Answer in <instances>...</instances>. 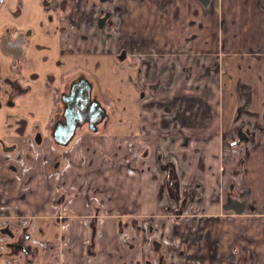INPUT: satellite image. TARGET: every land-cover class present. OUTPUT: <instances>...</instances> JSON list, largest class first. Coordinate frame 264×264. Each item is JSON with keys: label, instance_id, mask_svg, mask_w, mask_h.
<instances>
[{"label": "crops", "instance_id": "crops-1", "mask_svg": "<svg viewBox=\"0 0 264 264\" xmlns=\"http://www.w3.org/2000/svg\"><path fill=\"white\" fill-rule=\"evenodd\" d=\"M45 1L0 4V89L12 86L0 93V226L21 232L35 216V264H160L156 240L166 264H264V0H214L212 17H198V0H57L61 21ZM104 12L120 23L99 34ZM14 29L32 31L16 75L3 42ZM125 49L133 68L115 58ZM78 72L116 97L112 123L54 148L55 91ZM244 121L262 129L232 147ZM131 141L136 172L123 159ZM160 160L182 191L200 186L180 217ZM229 196L244 213L224 208Z\"/></svg>", "mask_w": 264, "mask_h": 264}, {"label": "flooded vegetation", "instance_id": "flooded-vegetation-1", "mask_svg": "<svg viewBox=\"0 0 264 264\" xmlns=\"http://www.w3.org/2000/svg\"><path fill=\"white\" fill-rule=\"evenodd\" d=\"M47 1V2H46ZM45 3H43L44 5V9L49 12V11H54L56 12V14H59L60 16V21L63 20V16L62 12H61V7L56 5L57 0H52L53 3H51L50 0H46ZM200 2V4L202 5L201 10L198 11V17L202 16V17H212L215 12L217 10H215V7H213V2L214 0H210L208 5H204L202 3L201 0H198ZM2 3V2H1ZM106 14H109V17L107 18L106 22L104 23L103 27H99L98 25V21L103 18L104 16H106ZM222 16H224L222 14ZM121 21V18L119 19ZM120 22L119 21H115L113 14L111 12H104L99 19L97 20V27L99 30V34H103V31L108 27V28H113L114 26H117ZM190 25L188 24V27ZM220 27L221 30L223 32H226V28H225V22H221L220 23ZM31 32L25 33L24 31L21 32L19 30H12L11 32H8V36H6L3 39L4 42V48L6 51H8L10 54L13 55L14 59V63L12 64V70L13 73L16 75L18 72V62L20 61L21 57L24 54V49L25 46L29 44L30 42V35ZM24 36V41L22 43V53L19 56H16L14 54V52H17V49L14 45V42L17 40V38L19 36ZM105 36V34H104ZM105 37H103L104 39ZM227 39L225 37L220 39V42L222 45H224L225 43L227 44ZM223 47V46H222ZM131 51L125 49L124 51H121L119 54L116 55V60L120 63H124L125 61L129 62V66L131 68L132 65H136V63H134V56H130ZM205 53V49L201 47H198L197 49L191 48L190 50V57L192 56H196L198 54H203ZM200 59V58H199ZM198 65L200 67L203 68V70L206 67V62L202 61L201 59L198 60ZM222 65V64H220ZM222 67V66H221ZM136 71L138 72V75H140L141 71L140 68H136ZM77 83H86L90 86V90H88L87 87H84V91L86 92L88 90V95H89V103L90 106L89 108L83 110L81 104L82 101L78 100V105L77 106H69V115L73 118V117H78V115L82 114L85 115L87 117L85 123H83L80 127H78L76 129V133L74 135V137L71 139V141L68 143L67 146H62L60 144H58L53 136V132L54 129L56 127V125L59 122H65L66 118L64 117V112H65V108H66V103H64L63 101V95L67 94L70 95L71 90L73 88L74 84ZM97 81L95 79H93V77H91L90 75L86 74L85 72H78L77 74H75L74 76L67 78V80L65 81L64 86H62L61 88H57L55 91V95H54V107H53V118L52 121L50 122V125L48 127V130L50 132V137L53 140V146L54 148H58L60 147H66L68 148L69 146H71L74 149V145L77 141V138L83 134V133H88V134H97L99 133L102 129L109 127V125L112 123V115L114 113V108L116 107V102L114 101V103L112 104V99H115V96H110L107 94V92H105L103 95L100 93V90L98 89V86L96 85ZM54 90V88L52 89ZM251 90V89H250ZM12 86L10 85L9 87H7L6 89L1 88L0 89V93L1 94H11L12 92ZM238 93L241 95L242 98H245V94L248 93V91L245 92L244 94V86L239 85L237 88ZM75 99L74 101L77 100L76 96H80V85L79 87H77L75 89ZM111 102V103H110ZM93 103H98V105L100 106L101 109H103V118L100 122L96 123L94 125V128H96L95 130L91 127V119L95 120L98 119L101 114L99 115V113L97 115L93 114V109H92V105ZM99 115V116H98ZM98 116V117H97ZM245 122V121H244ZM246 123V122H245ZM244 123V124H245ZM247 125V128L246 126ZM245 125H241L238 126V128L236 129V142L234 143V145L232 147H244L246 144H248L250 141H253L254 135L256 133V128L262 129L261 126H252L251 124L246 123ZM133 130V128H132ZM37 143H41V140L43 139V136L39 133L36 135L35 137ZM137 142L136 141H131L128 142L127 144V153L124 155L123 159H127L128 160V164H127V168L130 170V172H136V170L130 166L131 162L133 160H139L141 158V155L143 154V152H141V149L139 147H137ZM6 151H10V150H14V146H9L6 147L5 149ZM81 158H84V155L81 154L80 155ZM69 162V161H68ZM67 162V163H68ZM161 162V160H160ZM165 165V168H162V170L167 172V184H166V191L167 194L169 196L170 202L168 203V205L166 206L167 210L172 212L174 215H176L177 217H180L182 214H177L175 213V211H171L170 208H177V206H179L177 203L182 202L181 206H185L187 209V206H189V204L192 203V201L196 200V195H197V191L199 189V185L195 184L194 186L190 187V188H185L183 191L180 188L179 185V176L178 173L176 172V167L175 165H171L168 161L165 163L161 162V165ZM160 165V166H161ZM172 175V182L173 185L170 184V176ZM28 184V182H27ZM60 190H61V194L62 196H66L67 194H70L68 191L65 190L64 186H60ZM185 195V199H183V196ZM63 198V197H62ZM69 199V195H67V197L64 198L65 203L63 205H65L67 203V199ZM62 206V205H61ZM60 215V214H59ZM61 217H65L64 215H60L59 218ZM105 217V216H103ZM35 225V216L31 218V220L28 222V224L23 228V230L21 232H17L14 230V228L11 226V224L7 223L3 226H0V236L4 237V241L0 242V246H2L3 251H1L0 253V258H4L6 259L8 262H11L12 264H14L16 259H22L24 258L26 261V263L32 261L33 264L36 263L37 257L39 256V248H35L30 242H31V237H30V233H29V229L32 228V226ZM8 229L11 231V233H13V236H11L9 233H5L4 230ZM163 243L156 240L153 242V248L154 250H156L158 252V255L155 252L156 259L158 258V261L160 262V264H166L165 261V256L162 255L160 253L161 251V247H162ZM25 246V247H24ZM149 261H147V259L144 258V260H142L140 262V264H153L152 261H150V259H148ZM25 263V264H26ZM20 264H24V262L22 261Z\"/></svg>", "mask_w": 264, "mask_h": 264}, {"label": "water", "instance_id": "water-1", "mask_svg": "<svg viewBox=\"0 0 264 264\" xmlns=\"http://www.w3.org/2000/svg\"><path fill=\"white\" fill-rule=\"evenodd\" d=\"M3 0H0V4ZM202 3L204 5H208L209 1L210 0H201ZM109 17V14H106V16H104L103 18H101L99 21H98V25L99 27H103L104 23L106 22L107 18ZM24 41V36H19L17 38V40L14 42V45L17 49V52H14V54L16 56H19L21 53H22V43ZM80 85V96H76L77 100L74 101L75 99V89L77 87H79ZM84 87H87L88 90H90V86L86 83H77V84H74L73 85V88L71 90V93L70 95H67V94H64L63 95V101L64 103H66V108H65V112H64V117L66 118V121L65 122H59L55 129H54V132H53V136H54V139L55 141L62 145V146H67L68 143L71 141V139L74 137L75 133H76V129L78 127H80L83 123H85L87 117L85 115H78V117H71L69 115V106L70 105H74V106H77L78 105V100H81L82 101V108L83 110L89 108L90 106V103H89V95H88V90L85 92L84 91ZM97 104L98 103H93L92 105V109H93V114L94 115H97L99 113V115L101 114V116L98 118V119H91V127L95 130L96 128H94V125L98 122H100L104 116L103 114V109L100 108V106L98 105L97 107ZM98 115V116H99ZM97 116V117H98ZM170 184L173 185V182H172V175L170 176ZM226 210H232V211H235L236 213H239V214H242L244 213L245 211V206L243 205V203H241L238 199H234L232 198L231 196H229L227 198V201H226V204H225V207H224ZM5 233H9L11 236H13V233H11L10 230L8 229H5L4 230ZM25 247V246H24Z\"/></svg>", "mask_w": 264, "mask_h": 264}, {"label": "trees", "instance_id": "trees-1", "mask_svg": "<svg viewBox=\"0 0 264 264\" xmlns=\"http://www.w3.org/2000/svg\"><path fill=\"white\" fill-rule=\"evenodd\" d=\"M60 147V146H59ZM161 167L162 168H165V165L163 164V165H161ZM183 199H185V195L183 196ZM181 203L182 202H180L179 201V203H177L179 206H177V208H170V210L171 211H175V213H177V214H182L185 210H186V207L185 206H181ZM26 264H33V262L32 261H30V262H28V263H26Z\"/></svg>", "mask_w": 264, "mask_h": 264}, {"label": "built area", "instance_id": "built-area-1", "mask_svg": "<svg viewBox=\"0 0 264 264\" xmlns=\"http://www.w3.org/2000/svg\"><path fill=\"white\" fill-rule=\"evenodd\" d=\"M99 219H100V223H101L104 220V217L100 216Z\"/></svg>", "mask_w": 264, "mask_h": 264}]
</instances>
